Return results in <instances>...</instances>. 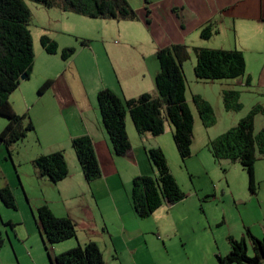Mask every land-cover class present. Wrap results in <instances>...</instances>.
<instances>
[{
  "label": "crops",
  "instance_id": "0c3cea01",
  "mask_svg": "<svg viewBox=\"0 0 264 264\" xmlns=\"http://www.w3.org/2000/svg\"><path fill=\"white\" fill-rule=\"evenodd\" d=\"M128 1L132 5L131 0ZM47 12L53 30L44 27L42 35H48L58 43V52L50 54L34 44L33 72L11 94L10 103L16 113H28L35 124L36 129L24 138L40 147L34 150L30 161L33 163L42 154L63 151L69 166L65 179L51 187L45 185L47 194L43 203H47L56 216L71 218L78 229L77 238L52 245L54 254L93 241L100 246L106 264H176V250L182 251L186 247L187 255V245L195 240L194 235H188L186 241L180 226L184 222L196 225L200 221L205 226V220L210 221L206 211L195 212L202 197L210 193L194 187L191 201L185 198L175 204L164 203L150 216L140 217L131 200L133 179L138 175H158L147 149L160 147L166 156V147L175 151L173 126L167 123L165 132L159 136L140 134L128 116L131 150L125 155H117L103 125L97 94L105 88L124 98L156 93L155 77L160 69L157 51L182 43L190 49L241 50L246 58V73L239 85L247 91L253 89L252 93L258 92L261 99L254 105L264 107V68L260 85L249 71L248 63L253 54L257 60L264 58V0H152L150 4L144 1L142 8L137 10L136 20L90 18L58 8H50ZM96 20L117 22L116 34H111L112 29L100 23L103 21ZM208 26L214 32L211 37L204 38L202 30ZM231 30L235 32V48L232 44L221 45V42L214 45L217 38L227 39ZM94 34L100 36L95 38ZM81 38L88 40L86 45L81 41L77 43ZM69 47L75 48V53L63 59L61 52ZM46 80H52V84L40 93L39 88ZM260 114L264 120V112ZM82 135L92 138L102 170L101 177L92 182L86 180L71 143L73 138ZM196 139L194 136L192 156L199 155L194 149ZM210 141V136L205 137V144L200 148L203 153L200 161L204 168L212 170L211 165L220 164L221 160L218 161L210 151ZM15 144L10 149L15 148ZM191 157L185 161L190 171L197 163ZM170 168L179 183L171 164ZM255 171L257 186L254 191L250 190L249 179L246 192L238 193L231 190L228 177L225 180L235 210H231L228 219L227 206H222V220L215 218L218 227L228 228L224 235L226 240L222 236L219 241L209 225L212 254L208 253L207 260L203 259L201 264H220L218 256L224 257L231 250L229 238L241 239L246 228L256 237L264 238V169L256 165ZM48 180L47 177L42 179L52 182ZM224 190L225 187L221 194ZM196 198L197 205L193 201ZM187 257L192 264H199L196 258Z\"/></svg>",
  "mask_w": 264,
  "mask_h": 264
},
{
  "label": "trees",
  "instance_id": "16d2710c",
  "mask_svg": "<svg viewBox=\"0 0 264 264\" xmlns=\"http://www.w3.org/2000/svg\"><path fill=\"white\" fill-rule=\"evenodd\" d=\"M47 8H58L68 13L90 18L136 20L137 11L128 0H34ZM150 4L152 0H144ZM32 12L25 0H0V115L7 118V124L0 131V145L9 150L11 146L27 137L36 129L28 113H16L10 103L11 94L20 86L23 77L29 78L35 63L33 36L30 29ZM214 31L210 26L202 30V36L209 38ZM41 45L50 54L58 52V43L48 35L41 37ZM88 40H82L87 44ZM75 48H65L63 59L71 57ZM196 57L194 73L201 80L234 79L245 75L246 58L239 49L193 47L174 43L157 51L160 69L155 77L156 93H143L138 97H120L110 89L97 94L98 106L104 128L117 155L131 150L127 132V118L130 116L138 133L163 134L167 123L173 126V138L182 161L192 156L195 119L186 98L187 79L184 63ZM52 84L46 80L39 88L42 93ZM234 93V92H230ZM202 119L213 113L212 106L199 96H194ZM264 112L255 106L252 112L237 126L218 138L211 140L209 149L218 160L238 163L247 172L250 190L256 182L257 144L264 153V128L255 133L257 112ZM84 176L92 182L102 175L93 140L88 135L72 139ZM150 162L158 171L157 176L138 175L133 179L131 200L140 217H148L164 203L175 204L184 200L187 194L173 175L168 159L160 147L147 149ZM36 175L47 177L53 183L65 179L69 166L63 151L42 154L33 161ZM0 198L9 208H16L15 197L9 186L0 189ZM37 224L43 234L45 250L51 264H106L100 246L96 242L78 244L60 254H51L48 247L55 243L77 238V225L69 217L54 214L47 203L37 208ZM230 252L218 256L220 264H264V238L256 237L249 228L241 239L229 238ZM4 239L0 237V249ZM249 244V245H248ZM252 247V255L249 247Z\"/></svg>",
  "mask_w": 264,
  "mask_h": 264
},
{
  "label": "rangeland",
  "instance_id": "374dc122",
  "mask_svg": "<svg viewBox=\"0 0 264 264\" xmlns=\"http://www.w3.org/2000/svg\"><path fill=\"white\" fill-rule=\"evenodd\" d=\"M25 1L32 12L30 29L35 47L42 48L40 40L43 36L44 27L50 31L53 30L52 21L49 20L50 15L47 12L50 8L34 0ZM131 3L133 6L130 5L137 11L139 8H142L144 0H131ZM112 21L106 20L100 23H105L108 28L112 29L110 31L111 34L112 32L116 34L117 31L114 30L115 23L116 25L118 23ZM99 36L94 34L95 38ZM82 40V38L79 39L77 43H80ZM234 40L235 32L231 30L227 39L217 38L214 45H218L221 42V45L230 46L232 44L233 46ZM233 48L235 47L233 46ZM254 51L256 52V50ZM254 57H256V54L251 55L248 59L249 71L252 72L257 83L262 85L261 73L264 68V58L257 60ZM195 65L196 57L192 53L191 59L186 61L184 72L187 79L186 98L195 119L194 136H197V139L194 144V149L199 152L198 156H192L191 159L197 163L195 168L191 169L193 172L190 171L189 167H187V162L185 163L179 157L177 147L175 151H170L166 147V157L169 159L181 188L187 194V199L192 200L194 187H197L203 192L210 193L208 196L206 195L207 197H202L200 205H197V198L196 200L193 199L197 205L195 212L202 214L206 211L210 214V221L205 220V226L202 221L196 225H186V222H184L180 226V232L184 235L186 241L188 240V235L195 236V240L187 245V248H189L187 255L191 258H196L199 264H201L203 259L207 260L208 253L212 254L213 246L209 242V238H212L210 226H212L219 241H222V236L225 239L224 235L228 228L226 226L218 227L217 222H215V218H219V220L223 218L221 212L222 206H227L226 213L228 219L232 215L231 210H235L234 203L230 202L231 198L225 180L228 177L233 192H246L248 176L240 164V166L237 165L234 167L227 164L230 163L228 160H221L220 164H212V170L210 167L204 168L203 163L200 161L203 155L200 148L205 144V137L210 136L211 140H214L237 126L258 105L254 104L257 100L261 99V96L258 92L252 93L254 91L253 89L247 91V88L241 87L239 85V81L242 79L241 77L234 79L201 80L194 73ZM194 96H199L209 103L213 108V113L209 114V116L205 115L204 119H202L194 101ZM261 107L264 108L263 106ZM260 112L256 114V116L258 115L255 126L256 134L264 128V120L261 116L263 113L260 114ZM7 121L6 117L0 115V131L7 124ZM25 139L18 142L17 145L15 144V148L10 150L5 145H0V187L9 186L17 205L16 208H9L0 198V237L4 239V244L0 249V264H51L42 239L43 234L40 233L36 222V217L37 208L44 204L43 197L47 194L45 192V185L47 184L51 187L50 185H54V183L42 181L45 177L39 178L36 175V170L34 164L30 161V157L34 150L40 149V147L34 142H30V140L25 141ZM257 157L256 165H260L264 169V153L261 151V145L259 143L257 144ZM224 163H226L225 167ZM224 187L225 190L221 194ZM198 189L197 191H199ZM233 214H235L234 211ZM220 246L223 248V244H220ZM48 247L51 254L54 255L53 246L48 244ZM248 247L249 254L252 255V247ZM221 248L220 250L222 251ZM187 255L186 247L182 251L176 250L174 256L175 263L192 264V261L188 260Z\"/></svg>",
  "mask_w": 264,
  "mask_h": 264
},
{
  "label": "water",
  "instance_id": "95a60500",
  "mask_svg": "<svg viewBox=\"0 0 264 264\" xmlns=\"http://www.w3.org/2000/svg\"><path fill=\"white\" fill-rule=\"evenodd\" d=\"M25 78V76L23 77V79Z\"/></svg>",
  "mask_w": 264,
  "mask_h": 264
}]
</instances>
